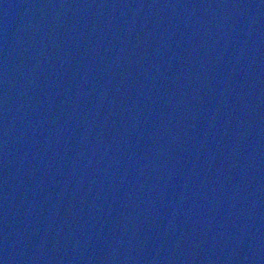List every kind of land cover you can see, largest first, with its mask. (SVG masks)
I'll list each match as a JSON object with an SVG mask.
<instances>
[{"label":"water","instance_id":"obj_1","mask_svg":"<svg viewBox=\"0 0 264 264\" xmlns=\"http://www.w3.org/2000/svg\"><path fill=\"white\" fill-rule=\"evenodd\" d=\"M0 264H264V0H0Z\"/></svg>","mask_w":264,"mask_h":264}]
</instances>
